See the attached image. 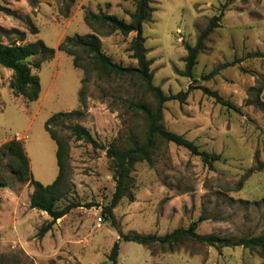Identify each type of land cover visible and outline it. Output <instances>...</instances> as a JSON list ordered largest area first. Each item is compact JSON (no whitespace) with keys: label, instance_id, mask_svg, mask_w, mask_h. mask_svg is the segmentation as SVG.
<instances>
[{"label":"rangeland","instance_id":"rangeland-1","mask_svg":"<svg viewBox=\"0 0 264 264\" xmlns=\"http://www.w3.org/2000/svg\"><path fill=\"white\" fill-rule=\"evenodd\" d=\"M0 5L13 12H0V42L25 45L42 40L56 50L66 36L106 31L87 25L86 11L129 21L127 12L135 8L132 0H33V4L0 0ZM150 6L153 11L142 35L146 58L152 60V82L166 96L187 92L183 101L163 104L160 126L191 139L219 160L209 167L187 149L157 139L152 164L133 165L134 201L123 198L111 217L102 212L115 190L107 149L112 143L126 149L144 142L145 121L125 101L154 108V98L137 78L102 75L80 56L85 74L83 68L72 65V56L56 51L38 69L31 67L41 90L37 100L28 101L13 95L12 71L0 65V179L8 183L0 187V209L15 215L14 223L4 224L0 233V264H110L108 255L120 235L163 236L187 228L200 217L204 220L196 231L201 235L238 239L264 233V89L259 95L254 91L264 83V0L230 4L226 0H151ZM218 15L219 26L204 41L192 77L182 76L185 44L195 45L198 33ZM31 27L38 32L31 33ZM134 36L99 34L103 51L123 66L137 65L128 50ZM199 87L240 107L242 114L217 103ZM80 90L85 108L80 106ZM80 109V114L64 116L49 127L66 145L67 193L57 207L72 202L82 206L57 220L38 239L37 230L50 218L29 207L33 186L19 181L9 169L3 145L20 142L33 179L51 184L58 172L56 145L45 123L55 113ZM75 125L85 127L97 146L76 140L69 130ZM98 217L101 227H97ZM117 264H264V260L243 247L217 249L185 240L169 249L122 240Z\"/></svg>","mask_w":264,"mask_h":264},{"label":"trees","instance_id":"trees-1","mask_svg":"<svg viewBox=\"0 0 264 264\" xmlns=\"http://www.w3.org/2000/svg\"><path fill=\"white\" fill-rule=\"evenodd\" d=\"M18 1V0H15ZM33 4V0H28ZM135 4L134 11L127 12L129 21H125L114 14H107L103 12L95 13L93 11H86L84 21L87 25L96 30L104 29V33H89L85 35L74 34L73 36H66L58 45L57 50L45 45L42 40H37L25 45H16L15 43L3 44L0 42V65L12 71V80L10 88L13 95L23 96L28 101L37 100L40 94V81L37 75L31 73V67L38 69L41 63L52 59L56 51L63 52L73 57V66L76 68H83L87 74V68L80 62V56L88 61V65L98 73L108 77L119 78H137L140 80L146 90L155 100V107L152 108L146 103H135L132 101H125L128 108L133 109L140 113L146 124L145 139L142 144H132L126 149H120L115 143L110 144L107 149V156L111 159L115 190L112 195L110 205L102 212L109 214L113 217L112 210L117 204L126 198L128 201H134L132 188L134 187V179L132 171L136 163L146 162L152 164V155L156 148L154 147L155 141L158 139L167 143H173L177 146L187 149L191 154L199 156L204 164L212 167V164L219 160L218 155H212L199 149L193 142L186 139L183 135L174 133L160 126L162 119V109L165 102L171 100L183 101L187 92H179L176 95L166 96L159 87L155 86L152 82V73L150 66L151 59L146 58V51L144 49L145 38L142 35L143 25L149 19L152 13L150 6L151 0H132ZM233 0H226V4L232 3ZM0 12L7 15H12L11 9L0 5ZM221 15L213 16L208 25L198 33L195 45L185 44L187 55L184 58L185 71L181 72L182 76L192 77V69L196 64V59L201 50L203 49L204 41L207 37L217 28ZM35 27L30 28V32L36 34L38 31ZM11 31H6L10 34ZM120 33L127 36L130 33H135V36L130 42L129 51L132 52L131 58L136 60L135 66H123L114 62L102 49V43L99 38L100 35H110L112 33ZM24 35L19 36L22 41ZM258 56V55H255ZM38 57L37 61L30 63L29 59ZM84 79L81 80V83ZM193 88V87H190ZM203 92L213 97L217 103L222 106L225 105L228 109L242 114L241 108L236 106L230 101L222 99L216 92L210 91L206 87H199ZM264 89V83L257 87L254 91L259 95ZM78 98L81 108H85L83 100V92H78ZM264 105V103H263ZM80 110L70 112H58L53 114L45 123V131L49 133L51 139L56 145V164L58 168L55 180L48 185H43L33 179L29 159L22 144L18 141H10L3 145V158L7 159L9 169L15 174L16 178L21 182H29L33 186V192L29 197V207L41 212L46 213L50 221L41 225L37 230L36 237L42 239L47 232H49L58 219L63 218L72 209L81 207L78 203H68L62 208L57 207V203L63 199L67 193L65 188L67 177L66 165V145L51 131L49 125L55 120L64 116H71L73 114H80ZM72 135L76 140H84L85 142L97 146V142L92 137L91 133L80 125L69 127ZM8 183L0 179V187H7ZM204 220L200 217L197 221L192 222L187 228H176L172 232L163 236L154 234L141 235V234H125L120 235V238L113 244L108 255L110 264H117V257L119 254V242H135L140 245H153L168 246L172 249L179 243L185 240L196 241L214 248H227V247H243L251 251H256L259 256L264 260V233L255 236H243L238 239L231 237L209 234L201 235L197 233V224ZM102 264H108L104 262Z\"/></svg>","mask_w":264,"mask_h":264},{"label":"crops","instance_id":"crops-1","mask_svg":"<svg viewBox=\"0 0 264 264\" xmlns=\"http://www.w3.org/2000/svg\"><path fill=\"white\" fill-rule=\"evenodd\" d=\"M6 209V208H5ZM33 211H36L35 209H32ZM41 212V211H40ZM42 213H44V212H42ZM17 214V213H16ZM28 215H30V213L28 214ZM14 216L15 215H13L11 212H9V210H1L0 209V233L1 232H3L4 233V230H3V225L4 224H8V223H14ZM6 218H9V222H7L6 223ZM62 219V218H61ZM59 220V219H58ZM24 221H26L25 223H27V219L26 220H24Z\"/></svg>","mask_w":264,"mask_h":264},{"label":"built area","instance_id":"built-area-1","mask_svg":"<svg viewBox=\"0 0 264 264\" xmlns=\"http://www.w3.org/2000/svg\"><path fill=\"white\" fill-rule=\"evenodd\" d=\"M101 223H102V218L98 217L97 218V227H101Z\"/></svg>","mask_w":264,"mask_h":264}]
</instances>
